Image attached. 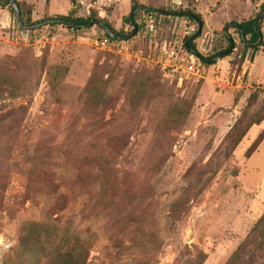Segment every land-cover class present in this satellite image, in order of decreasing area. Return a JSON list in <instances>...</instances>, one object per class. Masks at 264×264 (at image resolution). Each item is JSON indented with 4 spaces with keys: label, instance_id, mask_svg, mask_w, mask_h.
Here are the masks:
<instances>
[{
    "label": "rangeland",
    "instance_id": "374dc122",
    "mask_svg": "<svg viewBox=\"0 0 264 264\" xmlns=\"http://www.w3.org/2000/svg\"><path fill=\"white\" fill-rule=\"evenodd\" d=\"M18 1L39 23L25 43L0 12V264H67L69 251L84 264H226L243 243L246 260L264 215V137L244 155L264 128V0ZM133 7L128 40L42 22L91 15L126 36ZM173 12L199 15L196 52L184 46L195 18ZM258 16L250 46L231 23ZM171 49L195 72L165 67ZM252 92L262 119L233 148Z\"/></svg>",
    "mask_w": 264,
    "mask_h": 264
},
{
    "label": "trees",
    "instance_id": "16d2710c",
    "mask_svg": "<svg viewBox=\"0 0 264 264\" xmlns=\"http://www.w3.org/2000/svg\"><path fill=\"white\" fill-rule=\"evenodd\" d=\"M16 2L18 5V8H19V11H20L21 21L24 25L30 26V25H36L39 23V21H32L31 20V18H30L31 11L28 10L27 15H25L24 10H23V3H20L18 0H16ZM8 4H9L8 0H0V7L8 6L10 9V12L13 14V10ZM135 8L136 7L132 8L131 13L128 15V18L126 19L128 23H132V21L130 20V17H132V19L134 18V15L136 12V11H134ZM192 15H194V14H192ZM194 16L197 19H199V15H194ZM100 21L101 20H99L97 17L91 16V15H89L87 17H72L70 15H59V16L54 17V18H48L42 22H46V23L50 22L51 24H62L64 26H66L67 28H70V29L76 31V30H80V29L92 26V25H89L91 22H93L94 24H99ZM107 25H108L110 31L114 35L124 36V35H120V33L116 32V30L113 29L108 23H107ZM233 27H236L240 38L244 42H245L247 36H249V38H250L249 40L256 41L258 39V34L260 33V20H256V17L250 18V19L243 20L239 23L234 24ZM22 30H24V29H22ZM132 31H133V29H132ZM105 36L108 40H111V41L115 40L106 31H105ZM188 46H189L190 50H192L193 52H196L195 44H194L193 40L188 42ZM252 49H256V47H253ZM227 50H228V47L224 51H220V52L216 53L215 55L208 57L207 59L211 60L215 56H217V55H219V54H221ZM227 54H229V52ZM257 99H258L257 92H252L248 96V98L246 100V105L243 108V110L241 111L240 116L235 121V123L233 124V126L231 127V129L229 130V132L226 135L227 140L229 139V141H231V143H232L231 146L233 148L238 144V142H240L241 138L244 136V134L246 133L248 128L252 124L259 122L262 119V118H254V117L251 118V117H249L250 114H248L250 107L253 106L257 102ZM263 137H264V128L258 134L257 138L252 142V144L245 151V154H244L245 157H249L255 151L259 142L262 140ZM259 223H261V225L263 226V228L261 229V239L253 242L252 248L247 249V252H246L247 253V259L243 260L239 264H244V263L254 264V262L256 261L255 256L260 255V254H261V259H260L258 264H264V215L260 219ZM20 240H21V242L24 243V241H25L24 235L20 238ZM245 248H247L245 243L240 244L237 247V249L235 250L234 254L226 262V264H236L240 260V256L242 255L241 253ZM61 256H63V260L67 264H73L74 262L76 264H84V262L86 261L87 253L83 252V253L78 254L75 251H69V252H63V254H61Z\"/></svg>",
    "mask_w": 264,
    "mask_h": 264
},
{
    "label": "water",
    "instance_id": "95a60500",
    "mask_svg": "<svg viewBox=\"0 0 264 264\" xmlns=\"http://www.w3.org/2000/svg\"><path fill=\"white\" fill-rule=\"evenodd\" d=\"M9 1V6L12 8L13 10V14H14V22L17 24V26L20 28V29H24V30H29V29H34L38 26V24L36 25H30V26H26L22 23L21 21V16H20V11H19V8H18V5H17V2L16 0H8ZM138 7H136L134 9V11L137 10ZM150 10V9H149ZM172 14H175V15H182V16H190V17H193L195 18L196 22H197V30L192 33L191 35H189L185 41H184V46L187 50H190L189 46H188V42L195 39L198 34L200 33L201 31V20L197 19L195 16H193L191 13H188V12H173ZM262 14V13H261ZM259 14V16L261 15ZM258 17H256V20H258ZM130 20L132 21V25H133V31L131 34L129 35H126V36H116L114 35L107 23H105L104 21H100L99 24L104 28V30L111 36L113 37L115 40H128L129 38H131L133 35H135V33L137 32V26L136 24L133 22V19L132 17H130ZM94 23L91 22L89 25H93ZM232 25L236 24V23H231ZM226 32V30H225ZM261 39H262V35L261 33L258 34V40L254 43V44H250V46H257L261 43ZM230 48H232V45L230 46ZM192 51V50H190Z\"/></svg>",
    "mask_w": 264,
    "mask_h": 264
},
{
    "label": "built area",
    "instance_id": "2783aa9c",
    "mask_svg": "<svg viewBox=\"0 0 264 264\" xmlns=\"http://www.w3.org/2000/svg\"><path fill=\"white\" fill-rule=\"evenodd\" d=\"M146 29L150 33L153 32L155 29L154 22H153V15L151 12L148 13V17L146 19ZM16 35H17V38L24 41L25 43H28L30 40L29 30H22L20 28H17ZM101 44L104 45L105 42L101 41ZM164 53L166 54L167 50H165ZM178 57L179 56L177 55L175 50L171 49L169 52V59H170V61H172V63H170V62L166 63V65H164V66L170 67V70L176 74L185 73V72H195L196 68L194 66L193 60H188L186 62L185 58H182V57L178 58ZM190 57H192V56H190ZM242 74L244 75L245 71H243ZM237 78H239V76Z\"/></svg>",
    "mask_w": 264,
    "mask_h": 264
},
{
    "label": "crops",
    "instance_id": "0c3cea01",
    "mask_svg": "<svg viewBox=\"0 0 264 264\" xmlns=\"http://www.w3.org/2000/svg\"><path fill=\"white\" fill-rule=\"evenodd\" d=\"M0 8H1L0 12H7L8 11L6 7L5 8L0 7Z\"/></svg>",
    "mask_w": 264,
    "mask_h": 264
}]
</instances>
